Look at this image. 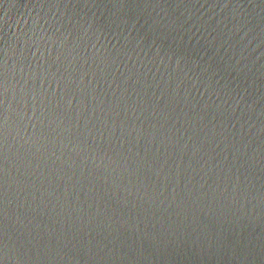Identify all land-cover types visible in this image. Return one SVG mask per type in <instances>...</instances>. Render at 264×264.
Listing matches in <instances>:
<instances>
[{"label": "water", "instance_id": "water-1", "mask_svg": "<svg viewBox=\"0 0 264 264\" xmlns=\"http://www.w3.org/2000/svg\"><path fill=\"white\" fill-rule=\"evenodd\" d=\"M0 264H264V0H0Z\"/></svg>", "mask_w": 264, "mask_h": 264}]
</instances>
